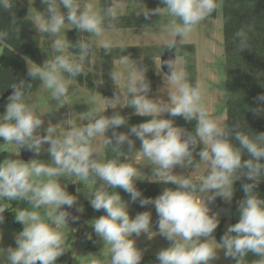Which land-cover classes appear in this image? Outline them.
Instances as JSON below:
<instances>
[{"label":"clouds","instance_id":"1","mask_svg":"<svg viewBox=\"0 0 264 264\" xmlns=\"http://www.w3.org/2000/svg\"><path fill=\"white\" fill-rule=\"evenodd\" d=\"M28 2L31 4L33 0ZM14 3L15 0H0V11H10ZM41 3L46 6L44 12L36 10L30 19L32 26L39 33L47 34L51 41L50 52L47 51L49 59L42 65L27 61V76L39 80L51 99L63 106L69 104L70 95L66 77L76 78L85 73L94 47L92 37L101 38L106 30L115 28L123 10L118 0H108L103 8L86 0H41ZM160 3L164 7H144L137 15L142 13L145 19L153 15L167 17L164 31L172 37L166 46L170 52L219 7V0H160ZM66 27L80 33L75 43L62 35ZM249 31L250 28H241L234 34L241 51L248 48ZM8 38L9 32L0 29V41ZM98 45L106 54L111 53L110 40L100 39ZM119 63L127 72L123 68L110 71V78L120 85V91L104 102L106 108L130 106L136 115L151 117L133 125L129 133L116 131L127 123L124 116L118 112L105 116L100 108H93L86 114L87 123L77 125L72 121L63 135H57L56 126L49 122L43 128V114L34 112L25 102L32 84L21 79L11 86L13 92L8 97L6 111L0 115V138L18 154L21 148L35 155L46 151L51 163L10 158L0 162V201H27L29 205L15 212V220L23 229L15 234V247L0 248V264H56L65 252L62 229L68 225L70 213L64 206H75L77 196L69 194L67 184L62 185L57 178L101 182L88 199L94 210L106 213L93 219L91 226L108 246L110 264H140L143 252L136 246L133 235L147 234L151 239L156 233L152 231L150 212L131 217L127 202L119 192L110 193V188L123 189L132 202L139 199L141 206L154 205L159 217V234L171 242L169 247L156 253L158 264H213L218 258V249H223L225 257L234 259L236 264H244L249 252L259 256L257 264H264V198L256 191L264 177V132L250 135L241 130L239 123L230 128L225 122L210 117L202 102V86L188 82L182 60L169 58L160 65L167 69L163 73L165 85L174 89L168 91L167 102L149 98L150 82L129 55H122ZM121 97L126 103H116ZM256 99L262 103L252 111L262 114L264 94ZM165 113L181 116L186 121L195 120L194 132H186L175 126L172 119L162 118ZM109 129H112L111 136L106 135ZM133 135L141 141L140 149L133 154L146 158L152 166L151 176L155 179L148 180L172 183L177 185L175 189L165 188L155 198H141L142 193L135 187V180L140 179L137 168L120 162L119 158L125 144L129 152L133 151ZM96 140L101 141L100 147L93 146ZM46 143L49 146L44 149ZM200 144L204 147L196 151ZM105 150L117 154L116 158L104 159ZM244 153L250 158L242 160ZM201 165L207 166L206 175H176L173 171L177 166L195 169ZM242 177L251 182L242 185L245 195L239 201V220L228 226L217 243L212 233L220 221L217 215L209 214V202L217 197L231 202L233 184ZM5 210L0 207V223L5 220ZM72 219L75 221L78 217ZM88 239H92L91 233Z\"/></svg>","mask_w":264,"mask_h":264},{"label":"rangeland","instance_id":"2","mask_svg":"<svg viewBox=\"0 0 264 264\" xmlns=\"http://www.w3.org/2000/svg\"><path fill=\"white\" fill-rule=\"evenodd\" d=\"M19 1L26 8L25 17L27 18H31V15L34 14L36 10L39 12H44L46 7L41 3V0H33V3L31 4H29L28 0ZM159 1L160 0H158V2ZM86 2H91L97 8H102L103 0H86ZM118 3L122 5L123 12L124 10H126L128 13L130 12L129 14L124 13L123 15L130 16H138L135 8L139 11L144 7H147L148 9L164 7L163 4L159 3L155 5L153 2H151V0H118ZM131 5L133 7H131ZM62 11H66V9L62 8ZM8 12L12 20L21 18L19 15L14 14L12 10ZM138 17H141L144 20L143 28L145 30L143 33H145L146 31L148 35H153L152 39H154L156 42L162 43L165 40V42H163L165 43V46L157 47L149 44L144 45L143 43H140L136 40H131L130 36L134 39L135 37H137L136 33L140 35L139 28H133L131 29V31L129 30V32L128 29L125 28L122 31L118 29L116 32L114 30H110L111 32H105L104 36L101 38L92 37V40L94 41V47L90 56V60L86 65V69L90 71L92 75L94 84L92 89L87 88L83 83L78 82L74 78L66 77L69 82L70 90L68 101L69 104H65L63 106L58 105L55 100L51 99L49 91L46 90L42 84L38 87L37 90L32 92L26 98V104H28V106L32 108L34 112L43 114V128H47L49 122H51V124L55 125L57 128V135H63L69 129L72 121H75L77 125L87 123V120L85 118L86 114L90 109L93 108H100L102 111V115L105 116H111L116 112H118L122 116L136 115L130 114V111L132 109V107L130 106L121 107L120 105H117L118 108L115 109H113L111 106H108L106 108V104L104 102L110 97H106L103 94V91L107 93V91L110 89L114 93V82L112 81L110 84H108V86H105L103 83V72L100 62V47L98 45V41L100 39H108L112 42L113 46L135 45L138 48L139 56L137 58L130 59L131 62H133V60L137 61L140 69L144 70V74L146 70L151 71V66L152 68L154 67V73L156 75L155 59L162 56L161 54H163L166 50L168 41L172 39V37L164 31V24L167 21V17L153 15L151 18L145 19L142 13ZM67 30L68 29L66 27L62 35L65 36V32ZM38 35L40 37L42 65L47 59H49L48 52H50L51 41L48 40L47 34L38 32ZM143 38L144 35L141 37V40ZM181 43H192L195 47L196 84L199 83L202 86V102L208 109L210 117L218 120L221 123H226V94L224 86L225 66L223 53L221 0H219V7L216 10V16L208 17L206 20L202 21L195 27L193 32L186 39L179 41V44ZM177 60L183 61V57L177 56L175 54L174 61ZM119 61L120 58L113 60V68H123L126 73L127 69L124 68V66H121ZM181 67H183L184 69V61L181 64ZM163 86L165 87V102H167L169 100L168 91H174V89H169L167 87V84L165 85V83H163ZM116 103H126V101L124 102L123 100H121ZM6 105L3 107L0 106V115H3L5 113ZM109 107L110 109H108ZM183 129L185 128L183 127ZM129 130L130 128H127L125 126H120L116 129L117 132L122 133H129ZM131 139H133L135 147L132 152H129L127 144L122 146V151L125 154H119L120 162L129 163L133 167L137 168L140 179H136L135 181L155 179V177L151 176L152 166L150 165L149 161H147L146 158H140L138 155L133 154L135 151H138L140 149L141 141L138 140L134 135L131 136ZM48 146L49 145L46 143L43 147L44 149H46ZM93 146L100 147L101 141H93ZM203 147V144H200L196 151H199ZM23 150H25V148H21L20 152ZM20 152L18 154V151L13 150L12 145H6L3 139L0 138V162H3L5 159L9 158L22 160L20 157ZM102 155L104 159H107L105 157L104 151ZM115 156H117V154H115ZM31 159H39L41 161L51 163V158L46 151H42L39 155H35L32 152L31 156L27 160L22 161L28 162ZM196 159L198 160L199 157H196ZM173 171L176 175H191L195 177L197 175H206L208 169L205 165H201L199 168L195 169L191 167L180 168L179 166H177ZM57 179L60 180L62 185H64L65 183L67 184V191L69 192V194L73 193V195L77 196V203L75 207L78 221L75 224L68 223V225H66L62 229L65 234V252L62 254V257H66L68 259V264H109L111 257L108 246H105L103 241L95 235L94 230L91 226L93 219L98 218L101 215H105L106 213L104 212V210L96 211L92 208V214L86 219H83L81 218V215L82 211L86 210V206L82 208V211L77 210L84 202L87 203V205H90L88 195L94 192L99 187V184L101 182L98 181L97 184H94L90 180L79 181L76 178H73L72 182L65 181L64 178ZM241 179L246 178L242 177ZM121 198L123 201L127 202L128 206L132 202L130 195H122ZM218 201L222 202L224 206H217ZM13 202H16V205L12 208L11 205ZM229 203L230 202L217 197L214 201L209 202L208 205L210 215H217L219 220L221 218L226 219L223 224L224 232L227 230L228 226L231 225L229 218ZM2 206H4L7 211H10L11 209L17 211L18 209L27 208L29 205L27 201L4 200L0 201V207ZM145 211L151 213L152 231L156 232L157 234L153 233V238L151 239H148L147 234H141V236L139 237H135V235H133L132 238L135 239L136 246L142 250L143 255L156 254L161 249L169 247L171 242L159 234V229H154V225L157 224L159 220L154 205H147V207L142 212ZM216 230L217 228L212 233V237H214L215 240ZM19 231H21L19 228L13 226L11 218H8L6 222L0 223V233H2V238H0V248L6 249L9 246L15 247V234ZM89 233L92 234V239H88ZM63 259L65 258H62L60 262L57 259L56 264H63ZM213 264H232V258L225 257L224 250L218 249V258L214 260Z\"/></svg>","mask_w":264,"mask_h":264},{"label":"trees","instance_id":"3","mask_svg":"<svg viewBox=\"0 0 264 264\" xmlns=\"http://www.w3.org/2000/svg\"><path fill=\"white\" fill-rule=\"evenodd\" d=\"M108 0H103L102 8L107 6ZM14 14L21 18L12 20L9 12L0 11V29L9 32V38L6 41H0V94L11 89V86L23 79L26 83L32 84L31 92H34L41 85L39 80H32L27 76V60L41 65L40 37L38 31L32 26L31 19L25 17L26 8L19 1L15 0L13 8ZM216 12L210 17H215ZM221 16H222V36H223V53L225 66V114L226 124L230 128H234L237 123L240 124L241 130L252 135L264 132V113L256 114L252 111L261 106L262 102L257 101L256 97L264 94V0H221ZM144 26V20L138 16L121 15L116 22L115 28H130ZM244 28L251 29L248 32L249 44L248 48L240 50L234 41L236 31ZM85 35H87L85 33ZM66 38L75 43L80 33L77 29H68L65 32ZM75 52L76 49H70ZM177 56L183 57L184 70L188 75V82L192 85L196 84L195 77V47L192 43L178 44L175 50ZM122 55H129L130 59L139 56L138 48L135 45L113 46L111 53L106 54L104 49H100V62L102 66V79L105 86L112 82L110 71L113 68V60L120 58ZM91 56V55H90ZM90 60V58H89ZM151 71L146 70L145 77L150 82L151 91L155 89L156 75L154 67H150ZM78 82L83 83L87 88L92 89L94 84L91 72L85 69V73L74 78ZM106 97H112L113 92L109 89L107 93L103 91ZM127 123L123 126L131 128L146 120L151 119L148 116L128 115L124 116ZM162 118L172 119L175 126L184 127L187 132H194L196 121H186L181 116L171 117L163 114ZM112 129L106 133L111 136ZM234 144L238 146V142L233 137H229ZM107 159L115 158V154L110 150H105ZM247 153L242 155L243 159H249ZM264 162V158H262ZM247 179H239L234 182V195L229 203L230 222L235 224L239 220L238 206L239 201L244 198L242 185L250 183ZM135 187L142 193L141 198H155L162 193L165 188L175 189L177 185L172 183L152 182L149 180L135 181ZM259 196L264 198V178L256 188ZM110 193L119 192L122 195H129L123 189H109ZM73 195V193H70ZM16 202H13V208ZM86 206V210L82 211L81 218L86 219L92 214L91 205L83 203L80 207ZM217 206H224L218 201ZM4 207V206H2ZM147 205L141 206L139 199L131 202L128 206V212L131 217H135L137 213L142 212ZM15 212L5 210L4 216L6 222L11 218L13 226L23 229V225L15 220ZM225 218H221L216 230V240L221 242V237L225 233L223 224ZM68 264L66 257H58L60 262ZM259 256L249 252L245 258L244 264H257ZM110 264V262H109ZM140 264H158L156 254L143 255ZM232 264L236 261L232 259Z\"/></svg>","mask_w":264,"mask_h":264},{"label":"crops","instance_id":"4","mask_svg":"<svg viewBox=\"0 0 264 264\" xmlns=\"http://www.w3.org/2000/svg\"><path fill=\"white\" fill-rule=\"evenodd\" d=\"M151 2H153L155 5L157 3L161 4L160 1L158 2V0H151ZM120 6L122 8V5H120ZM141 6H143V5H141ZM145 6H147V5H145ZM131 7H133V6L131 5ZM135 11L138 12V10L136 8H135ZM124 13L125 14L126 13L129 14L130 12L128 13L126 10H124L123 14ZM133 28H139L140 35L138 33H136L137 37H135L134 39L130 36L131 40H136V41H138L140 43H143L144 45L145 44H149V45H153V46H157V47L165 46V43H163V42H165V40L162 43L156 42L154 39H152L153 35L152 36L148 35V33H146V31H145V33H143L144 30H145L143 28V26H141V28L140 27H130V28H125V29H128V32H129V30L131 31V29H133ZM118 29L122 31L124 28H113L111 30H114L116 32ZM106 32H111V31L110 30H106ZM143 35H144V38L141 40V37ZM136 44H137V42H136ZM159 59H160V57L155 59L156 60V83H155V89L149 92V98L163 100L165 102V87L163 86V83H165V81H164V77H163V72L161 71V69L159 67ZM133 63H135L136 66L138 67V69H140V67L138 66L137 61L133 60ZM115 67H116V62H115ZM118 69H119V67H118ZM140 70H142V69H140ZM119 91H120V85L114 84V94H113L112 97H110V98H108L106 100L113 99L117 94H119ZM121 100H123L125 102V100L122 99V97H121V99L119 101H121ZM119 101H116V102H119ZM116 108H118V106ZM130 114H135L134 108L131 109Z\"/></svg>","mask_w":264,"mask_h":264},{"label":"water","instance_id":"5","mask_svg":"<svg viewBox=\"0 0 264 264\" xmlns=\"http://www.w3.org/2000/svg\"><path fill=\"white\" fill-rule=\"evenodd\" d=\"M174 51L175 50L171 52L168 50L164 51V53L159 59V67L166 59L171 58L174 61L175 59ZM160 69L163 73L167 71V69L164 67H160ZM12 92H13V89L11 88V89L6 90L4 93L0 94V106L3 107L9 102L8 97L12 94ZM108 109H110V107ZM31 153L32 151L25 149L20 152V157L22 160H27L31 156ZM65 209L70 213L68 223L75 224L78 221V219L73 221L72 217H77L76 207L73 206L69 208L68 206H65ZM154 229H158V223L154 225ZM37 264H39V262H37Z\"/></svg>","mask_w":264,"mask_h":264}]
</instances>
